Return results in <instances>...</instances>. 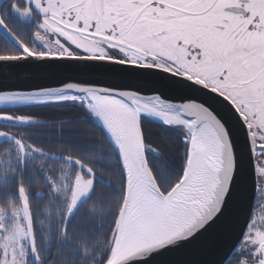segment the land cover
I'll return each mask as SVG.
<instances>
[{"label": "snow or ice", "instance_id": "obj_1", "mask_svg": "<svg viewBox=\"0 0 264 264\" xmlns=\"http://www.w3.org/2000/svg\"><path fill=\"white\" fill-rule=\"evenodd\" d=\"M77 121L118 179L83 169L53 230L49 162L79 158L47 144ZM97 183L117 203L80 264H264V0H0V264L75 240Z\"/></svg>", "mask_w": 264, "mask_h": 264}, {"label": "trees", "instance_id": "obj_2", "mask_svg": "<svg viewBox=\"0 0 264 264\" xmlns=\"http://www.w3.org/2000/svg\"><path fill=\"white\" fill-rule=\"evenodd\" d=\"M71 127L72 131H67L64 135H53L48 143L49 147L55 151L63 150L64 154L78 157L79 161L95 166L100 170L98 172L100 176L115 182L118 179V172L113 174L112 171H109L103 176V171L100 168V164L103 162L99 158L85 154V148L96 143L103 145L105 149L109 148L103 141L99 130L91 124H85L81 121H77ZM146 127L150 128L154 133L161 131L155 124L146 123ZM105 167L112 169L115 166L114 164L105 163ZM112 192L113 189L107 187V185L98 183L95 193L93 192L88 198L89 200L87 199L82 203L83 206L79 209L81 214L78 215L80 223L77 228L72 229V234L76 237L72 246L73 251L75 250V257L68 258L65 264H72L73 260L75 264H80L82 257L76 254L77 249L83 250L89 255L94 253L93 259L104 254L107 248V228L99 226L106 225L110 212L115 209L117 201L112 196ZM85 224L88 226L87 231L84 227ZM52 239L55 241L56 237L53 236ZM84 264H89V262L85 261Z\"/></svg>", "mask_w": 264, "mask_h": 264}, {"label": "flooded vegetation", "instance_id": "obj_3", "mask_svg": "<svg viewBox=\"0 0 264 264\" xmlns=\"http://www.w3.org/2000/svg\"><path fill=\"white\" fill-rule=\"evenodd\" d=\"M47 147L50 150L55 151L54 149H51L49 147V144H47ZM49 163L51 164V168L53 170L54 177L57 178V180H58L59 177L64 176L65 182L68 185L67 190L62 189V198L58 199L55 202H52L50 204V207L52 209V217H51L52 227H53V230H55L56 228L59 227V224L61 223L60 221H58L56 219V215H55L56 210L57 209L63 210L65 208L67 200L70 199L71 192L74 191L73 182L74 181L78 182L79 178L82 175H86V172H84L83 169L87 168L89 165H87L86 163L81 162L79 160H75L74 162L51 161ZM79 164L82 165V167H84V168L79 167ZM93 167L96 169L97 173L100 171L95 166H93ZM107 173H109V171H103V176L106 175ZM97 185H98V183L96 184V187H97ZM96 187H95V190H96ZM94 193H95V191H94ZM48 203H49L48 197L46 196L44 201L41 202V208L39 210L40 214L37 217L38 220H43L45 222V224H47L49 217H48V214L44 211V206ZM0 206L5 207V208L8 207L7 203H4ZM81 206H83V205H81ZM81 206L79 209L82 208ZM80 211L81 210L77 211L76 212L77 214L73 217L72 229L77 228V226L80 223V219L78 218V215L81 214ZM6 224H7L8 233L9 234L13 233L15 231V222L10 218L6 222ZM42 232H48V228L38 226V229H37V239H38L37 247L39 248L41 253L44 254L45 253L44 247L40 243V234ZM48 242L51 244L52 247H51L50 252L47 253L46 255L50 256V258H46L43 261V264H56V263L57 264H65L68 258L73 257V256L75 257V253H74L75 250L73 251V249H72L73 240L64 241L63 243H61L58 238H56L55 241H53V239L51 238ZM16 246L19 247V242H17ZM24 247L27 250V248H28L27 241H25ZM29 264H31L30 259H29Z\"/></svg>", "mask_w": 264, "mask_h": 264}, {"label": "water", "instance_id": "obj_4", "mask_svg": "<svg viewBox=\"0 0 264 264\" xmlns=\"http://www.w3.org/2000/svg\"><path fill=\"white\" fill-rule=\"evenodd\" d=\"M79 167H81V168H84V167H82V165H80L79 164ZM90 182V181H89ZM75 190V189H74ZM89 198V197H88ZM88 198H81V200H80V202H79V207H78V209L80 208V206L82 205V203H84V201H86ZM78 209H77V211H78ZM76 211V212H77Z\"/></svg>", "mask_w": 264, "mask_h": 264}]
</instances>
